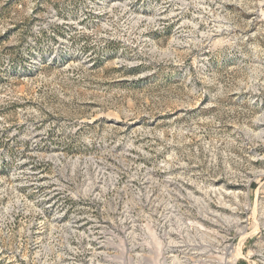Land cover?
I'll return each mask as SVG.
<instances>
[{
    "label": "rangeland",
    "instance_id": "obj_1",
    "mask_svg": "<svg viewBox=\"0 0 264 264\" xmlns=\"http://www.w3.org/2000/svg\"><path fill=\"white\" fill-rule=\"evenodd\" d=\"M263 118L264 0H0V264H96L88 205L188 191L262 233Z\"/></svg>",
    "mask_w": 264,
    "mask_h": 264
},
{
    "label": "built area",
    "instance_id": "obj_2",
    "mask_svg": "<svg viewBox=\"0 0 264 264\" xmlns=\"http://www.w3.org/2000/svg\"><path fill=\"white\" fill-rule=\"evenodd\" d=\"M186 194L194 202L188 207L181 196L165 204L157 200L150 208L121 201L90 204L87 215L67 226V238L88 243L96 264H124L126 256L133 264H264V247L257 251V241L251 243L261 234L264 238V229L261 233L243 217L250 204H238L242 211L236 216L228 197L239 201L238 195ZM97 196L93 199L99 201Z\"/></svg>",
    "mask_w": 264,
    "mask_h": 264
},
{
    "label": "bare ground",
    "instance_id": "obj_3",
    "mask_svg": "<svg viewBox=\"0 0 264 264\" xmlns=\"http://www.w3.org/2000/svg\"><path fill=\"white\" fill-rule=\"evenodd\" d=\"M262 120L264 121V118Z\"/></svg>",
    "mask_w": 264,
    "mask_h": 264
}]
</instances>
